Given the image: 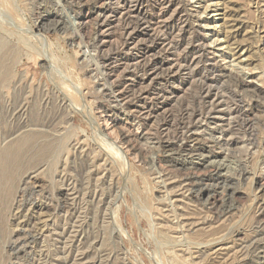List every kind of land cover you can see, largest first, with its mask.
<instances>
[{
  "label": "rangeland",
  "instance_id": "374dc122",
  "mask_svg": "<svg viewBox=\"0 0 264 264\" xmlns=\"http://www.w3.org/2000/svg\"><path fill=\"white\" fill-rule=\"evenodd\" d=\"M76 1L0 0L1 30L25 33L28 45L35 46L26 49L10 36L0 53V147L32 130L55 138L39 159L25 158L13 194L0 202V264H73L81 250L89 251L87 261L99 255L101 264H168V248L182 251L185 264H264V0H189L194 5L190 22L200 19L204 45L197 29L178 40L160 29L157 39L148 40L145 19L133 15L128 22L137 47L123 48L128 38L119 27L110 31L114 35L105 51L97 49L94 17L103 10L118 13L122 4ZM154 12L150 8L148 23ZM85 15L86 33L78 25ZM229 25L238 28L233 32ZM162 40L173 41L169 51L160 49ZM192 47L204 49L206 56L198 58ZM146 48L153 52L147 54ZM211 54L212 64L206 61ZM165 56L182 63L179 76L159 67ZM80 57H86L81 69ZM215 63L228 69L227 75H246L261 93L238 89L232 77L220 78L213 72ZM108 64L119 71L109 73ZM202 90L228 103L236 92L242 106H256L249 115L256 143L237 123L227 138L208 116L192 120V110L205 100ZM111 91L123 94L124 101L116 102ZM142 123L150 132L141 134ZM194 138L206 149L201 156L181 149L193 146ZM160 140L171 146L160 148ZM92 155L97 165L90 162ZM104 168L113 175H104ZM241 169L249 177L238 179ZM213 170L228 182L214 181ZM72 187L73 202L68 198ZM160 219L173 226L169 246L159 239Z\"/></svg>",
  "mask_w": 264,
  "mask_h": 264
},
{
  "label": "bare ground",
  "instance_id": "6f19581e",
  "mask_svg": "<svg viewBox=\"0 0 264 264\" xmlns=\"http://www.w3.org/2000/svg\"><path fill=\"white\" fill-rule=\"evenodd\" d=\"M11 1V0H10ZM78 1V3H79V1L80 0H77ZM76 1V2H77ZM108 1V0H107ZM192 1V0H191ZM98 1H96V3H97ZM99 2H101V1H99ZM103 2V1H102ZM117 2V1H116ZM193 2V1H192ZM192 2H190L189 0H118V3H120V4H122V5H120L121 6V8L119 9V11H118V13H114V12H112L111 10H103V11H100L99 12V15H96L95 17H94V20H95V25H96V44H97V49H98V51L99 50H104L105 51V49H106V46H107V42H108V40H110V38H112L113 39V33H111L110 31L113 29V32H115L114 31V29L116 30L117 28L119 29V27H121L122 28V34L121 35H123V36H125V37H127L128 39L127 40H125L124 41V43H122L123 44V48H126V49H128L129 47H131V46H133L134 48L135 47H137V45H138V41L136 40L137 38H138V36H137V34H134L135 32H134V29L132 28V27H130V23L128 22V19H130L133 15H136V16H142V18L141 19H145L144 20V24H146L147 26V28H148V30H144V31H146V32H149V33H151V35H149L148 36V40L149 39H154V38H158L159 37V31H161L160 29H165V30H170L171 32V36H172V40L173 39H177L178 37H181L180 35H191L194 31H195V29H199V24H200V19L198 18L197 20H195L194 22H190V19L192 18V16H191V18H190V15L188 14V12L190 13L191 11H193V9H191V7H193V6H191V4H192ZM10 3V2H9ZM128 3H130V5L131 6H128ZM198 3V2H197ZM196 3V4H197ZM200 4V3H199ZM12 5V4H11ZM101 5V4H100ZM96 6V5H95ZM119 6V7H120ZM210 6V5H209ZM211 6H212V4H211ZM188 7H190V10L189 9H187ZM214 7H215V5H214ZM106 8V7H105ZM117 8H118V5H117ZM150 8H152V10H154L155 12H154V17L152 18V24L151 23H148L147 21H146V18L149 16V14H150ZM94 9V8H93ZM113 10V9H112ZM114 10H115V8H114ZM113 10V11H114ZM214 10H215V8H214ZM226 10V9H225ZM238 10V9H237ZM86 12V11H85ZM117 12V11H116ZM234 12V11H233ZM90 13V12H89ZM195 13V12H194ZM199 13V12H198ZM96 13H94V12H92L91 14H90V17L91 16H93V15H95ZM196 14V13H195ZM140 16V17H141ZM151 16V15H150ZM150 16H149V18H150ZM89 16L88 15H85V17H80V23L78 24L79 25V29H83V30H85V28H86V25L88 24L87 23V18H88ZM260 17V16H259ZM232 18V17H231ZM239 18V17H238ZM241 18V17H240ZM41 19H43V17L41 18ZM92 19V18H91ZM90 19V20H91ZM136 19V18H135ZM89 20V21H90ZM139 20V19H138ZM142 20V21H143ZM40 21H42V20H40ZM149 21V20H148ZM155 22V23H154ZM90 23H92V22H90ZM133 23V22H132ZM139 23V22H138ZM255 23V22H254ZM135 24V23H134ZM142 24V23H141ZM224 24V23H223ZM228 24V23H227ZM53 26H56V23L55 24H52ZM89 25V24H88ZM155 25V26H154ZM157 25V26H156ZM4 26V25H3ZM52 26V27H53ZM141 26V25H140ZM143 26V25H142ZM155 28H154V27ZM195 26H196V28H195ZM198 26V27H197ZM223 26V25H222ZM145 27V28H146ZM243 27H244V25H243ZM6 27L4 26V27H2V30H1V27H0V30H1V33L2 34H0V53L3 51V49L5 48V46L7 45V40H8V37H14V39H16V42H17V44H19L20 46H22V47H25L26 49H29L31 46L30 45H28V40H27V36H25L24 34L23 35H21V34H19V33H11L10 34V32L7 30V29H5ZM32 28V27H31ZM55 28V27H54ZM88 28V27H87ZM90 28V27H89ZM229 28L231 29V30H233V32H234V29L236 30L237 28H234V26L233 25H229ZM117 29V30H118ZM197 29V31H198V34L199 35H197L198 37V43H200L201 42V44H203V42H204V36L200 33V29L198 30ZM253 29V28H252ZM264 30V29H263ZM3 31V32H2ZM32 31V30H31ZM164 31V30H163ZM78 32V31H77ZM88 32V31H87ZM120 32V33H121ZM230 33H231V31H229ZM32 33V32H31ZM85 33H86V30H85ZM110 33L112 34V36H110ZM117 33L119 34V32L117 31ZM116 33V34H117ZM226 33V32H225ZM80 34V33H79ZM37 35V34H36ZM42 35V34H41ZM40 35V36H41ZM81 35V34H80ZM87 35V34H86ZM89 35V34H88ZM133 35H135L134 37H133ZM187 35V36H188ZM29 36V35H28ZM38 36L39 35H37V38H38ZM94 36V35H93ZM92 36V37H93ZM163 36V35H162ZM226 36H227V38H226V40L228 39V38H230V35L228 34V32L226 33ZM26 37V38H25ZM91 37V38H92ZM7 38V39H6ZM36 38V39H37ZM45 38V37H44ZM188 38V37H187ZM190 38V37H189ZM25 39H26V41H25ZM79 39H82V38H79ZM83 39H85V38H83ZM88 39H89V37H88ZM165 39V38H164ZM171 39H169V40H171ZM182 39V38H181ZM225 39V38H224ZM38 40V39H37ZM39 40H41V39H39ZM178 40V39H177ZM188 40V39H187ZM187 40L185 41V42H187ZM223 40V39H222ZM222 40H221V42H222ZM12 41V40H11ZM115 41H116V38H115ZM115 41H113L114 43H116V45L118 44L119 45V42L117 43V41L115 42ZM111 42H112V40H111ZM172 42L173 41H171V43L170 42H167L166 40H162L161 41V43H160V45H159V47H160V49L161 50H165V51H169L168 49H169V46H170V44H172ZM174 42H176V41H174ZM224 42V41H223ZM220 43V42H219ZM89 44V43H88ZM90 44H91V42H90ZM217 44V43H216ZM223 44V43H222ZM84 45V44H83ZM115 45V46H116ZM178 45V44H177ZM185 45V44H184ZM199 46H200V44H198ZM204 45V44H203ZM203 45H201V47L203 46ZM221 45V44H220ZM226 45V44H225ZM230 45V44H229ZM16 46V45H15ZM15 46H13V48L15 47ZM91 46V45H90ZM173 46H175V45H173ZM197 46V45H196ZM219 46V45H218ZM32 47H35L34 45L32 46ZM86 47V46H85ZM89 47V46H88ZM132 47V48H133ZM172 47V46H171ZM221 47V46H220ZM18 48V47H17ZM24 48V49H25ZM92 48V47H91ZM184 48H185V46H184ZM186 48H188V43L186 44ZM203 48V47H202ZM37 49V48H36ZM35 49V50H36ZM96 49V48H95ZM147 49V48H146ZM153 49V48H152ZM192 50V52H193V54H195V56H196V54H199V57L198 58H202L203 56H206L205 55V50L204 49H199V47L198 48H194V47H192L191 48ZM20 50V49H19ZM31 50H32V48H31ZM107 50V49H106ZM128 50H130V49H128ZM148 51H147V54L148 53H152L153 52V50H150V49H147ZM225 50V49H224ZM37 51V50H36ZM39 51V50H38ZM85 51H86V48H85ZM158 51V50H157ZM8 52V51H7ZM16 52V51H15ZM32 52H33V50H32ZM35 52V51H34ZM18 53V52H17ZM25 53V52H24ZM143 53H146V51L145 52H143ZM27 54V53H26ZM41 55V54H40ZM88 55V54H87ZM146 55V54H145ZM10 56V55H9ZM21 56V55H20ZM25 56V55H24ZM195 56H193L192 58H191V60H189V64H191L192 62H193V58L195 57ZM198 56V55H197ZM97 57V56H96ZM4 58V57H3ZM11 58V57H10ZM81 58V57H80ZM103 58V57H102ZM187 58V57H186ZM204 58V57H203ZM59 59V58H58ZM57 59V60H58ZM82 59V58H81ZM169 59V57H166L165 56V58L163 59V60H161V61H159V67L160 68H162V69H165L164 71H166V73L168 74V75H171V77H172V75H174L175 77L176 76H179L181 73H182V63L181 64H178L177 63V61H174L173 59H171V60H168ZM18 60V59H17ZM47 60V59H46ZM98 60H100V59H98ZM137 59L136 58H134V59H132L131 60V62H135ZM183 60V59H182ZM200 60V59H199ZM214 60V58H213V56H212V54H211V56H210V58H207L206 57V61L207 62H211L210 64H212V61ZM12 61V60H11ZM21 61V60H20ZM19 61V62H20ZM144 61V60H143ZM181 61V60H180ZM196 61V60H195ZM1 62V61H0ZM4 62V61H3ZM86 62V57H84L82 60H81V62L80 63H77V67L79 68V69H81L82 67H83V64H86L85 63ZM100 62V61H99ZM178 62H179V60H178ZM197 62V61H196ZM63 63V62H62ZM4 64V63H3ZM7 64H9V63H7ZM50 64V63H49ZM120 64H122V63H120ZM136 65H139V62H137V63H135ZM194 64H195V62H194ZM106 65V64H105ZM109 65L110 64H108L106 67H107V71H109V73H115L116 71L115 70H117L116 68H114L113 66L112 67H109ZM118 65V64H117ZM127 65L129 66V64L127 63ZM183 65H184V68L186 67L185 66V64L183 63ZM196 65H198V64H196ZM2 66H4V65H2ZM48 66V65H47ZM85 66V65H84ZM120 66V65H119ZM118 66V67H119ZM134 66V65H133ZM190 66V65H189ZM194 66V65H193ZM214 66V65H213ZM224 66H226V65H224ZM43 67V66H42ZM64 67V66H63ZM227 67V66H226ZM3 68V67H2ZM120 68V67H119ZM123 68H124V66H123ZM187 68V67H186ZM189 68H192L191 66L189 67ZM194 68H195V66H194ZM212 68V67H211ZM6 69V68H5ZM12 69H13V67H12ZM188 69V68H187ZM197 69V68H196ZM224 69H225V67H223L222 65H220V64H217V63H215V66L213 67V72L215 73V74H218L217 76H219L220 78H222V77H225V76H227V78L226 79H228V80H230L231 79V77L235 80V83H236V87L238 88V89H241V90H247L248 92H250L249 91V89L250 90H253V91H251V92H255V93H259L260 92V88H259V86H256V84H254V82L252 81V80H250L249 79V77H247L246 75H241L240 73H231V71L228 73L229 75H227V74H225L224 72H228L227 70H225L224 71ZM0 70H1V68H0ZM8 69H6L5 71H7ZM11 70V69H10ZM191 70V69H190ZM189 69H188V71H190ZM194 70V69H193ZM4 71V72H5ZM13 71V70H12ZM107 71H105V72H107ZM117 71H119V70H117ZM187 71V70H186ZM211 71V70H210ZM62 72V71H61ZM102 72V71H101ZM181 72V73H180ZM108 73V74H109ZM180 73V74H179ZM187 73V72H186ZM183 74H185V73H183ZM188 74V73H187ZM190 74H191V72H190ZM246 74V73H245ZM113 75V74H112ZM112 75L110 74L109 76L110 77H112ZM2 75H0V77H1ZM108 76V75H107ZM115 76V75H114ZM113 76V77H114ZM117 76V75H116ZM154 77V76H153ZM170 77V76H169ZM174 77V78H175ZM21 78V77H20ZM109 78V77H108ZM115 78V77H114ZM191 78H192V76H191ZM215 78V77H214ZM5 79V78H4ZM19 79V78H18ZM69 79V78H68ZM225 79V78H224ZM223 79V80H224ZM232 79V80H233ZM20 80V79H19ZM105 80V79H104ZM107 81H108V79H106ZM188 80V79H187ZM191 80V79H190ZM221 80V79H220ZM223 80H221V81H223ZM1 81H3V80H1ZM5 81H6V79H5ZM110 81V80H109ZM218 81H219V79H218ZM220 81V82H221ZM191 82H192V80H191ZM190 82V83H191ZM224 82V81H223ZM223 82H222V84H223ZM231 82H233V81H231ZM106 83V82H105ZM104 83V84H105ZM2 84H3V82H2ZM132 84V83H131ZM73 85V84H72ZM226 85V84H225ZM7 86V85H6ZM25 87V86H24ZM207 87V86H206ZM225 88H226V86H224ZM261 87V86H260ZM74 88V87H73ZM122 88V87H121ZM112 89V88H111ZM205 89V88H204ZM16 90H18V89H16ZM115 90V89H114ZM181 90V89H180ZM2 91V90H1ZM117 91V90H116ZM131 91V90H130ZM22 92V91H21ZM77 92V91H76ZM112 93V95H114L113 96V98L115 99V101L116 102H118L119 104H121V102L122 101H124V95L123 94H121V95H116V94H114V92L113 91H111ZM179 92V91H178ZM183 92V91H182ZM210 92V91H209ZM209 92H208V90H202V95H205L204 96V98H202V100L203 99H205L204 101H202V103H200V106H198V107H200V109L197 111H193L192 110V120H196V121H199L203 116H208V118L211 120V121H213V123H218V125L219 126H221V128H222V131H223V135L225 136V137H227V138H229V134L230 133H232L233 131H234V129H235V127L237 126V127H240V129L241 130H243L244 131V134H245V136L248 138V140L250 141V142H252V144L253 143H256V141H257V138H256V136H255V134H254V126L252 125V123H251V121H250V119L252 118H250L249 117V115H250V112L253 110V109H255V108H257L256 106H252V107H248V108H246V107H244V106H242V104H241V101L239 100V98L238 97H240L239 95H237L236 94V92H232V93H230L231 94V99L230 100H228L229 101V103L227 102V101H225V99L224 100H222L223 98H225L224 96L222 97V99H220V98H218L216 95L215 96H212V97H209ZM229 92V91H228ZM231 92V91H230ZM18 93V92H17ZM116 93V92H115ZM184 93V92H183ZM186 93V92H185ZM200 93V94H201ZM211 93V92H210ZM238 93V92H237ZM261 93V92H260ZM41 94V93H40ZM78 94H80V93H78ZM110 94V95H111ZM239 94V93H238ZM4 95V94H3ZM18 95V94H17ZM59 96V95H58ZM206 96H208V97H206ZM222 96V95H221ZM1 97V96H0ZM5 97V96H4ZM13 97V96H12ZM101 97V96H100ZM175 97V96H174ZM180 97V96H179ZM203 97V96H202ZM220 97V96H219ZM75 98V97H74ZM112 98V99H113ZM163 98V97H162ZM200 98V97H199ZM229 98H230V96H229ZM5 99V98H4ZM3 99V100H4ZM7 99V98H6ZM61 99V98H60ZM171 99V98H170ZM241 99V98H240ZM62 100V99H61ZM78 100V99H77ZM174 100H176V99H174ZM200 100V99H199ZM242 100V99H241ZM15 101V100H14ZM76 101V100H75ZM170 101V100H169ZM230 101H231V103H230ZM4 102V101H3ZM167 102V101H166ZM63 103V102H62ZM34 104V103H33ZM45 105V104H44ZM81 105V104H80ZM66 107V106H65ZM167 107V106H166ZM166 107H165V110H166ZM259 107V106H258ZM65 109V108H64ZM144 110V109H143ZM136 111V110H135ZM138 111V110H137ZM147 111L149 112V110L147 109ZM170 111V110H169ZM172 111V110H171ZM67 112V111H66ZM72 112V111H71ZM70 112V113H71ZM157 112V111H156ZM167 112V111H166ZM69 113V112H68ZM165 113V112H164ZM190 113V112H189ZM135 114V113H134ZM148 114V113H147ZM169 114V113H168ZM206 114V115H205ZM143 115H145V114H143ZM150 115H152V114H150ZM147 116V115H146ZM171 116H172V113H171ZM71 117H72V115H70V119H71ZM248 117H249V119H248ZM144 118H145V116H144ZM25 119V118H24ZM173 119V118H172ZM241 119V120H240ZM174 120V119H173ZM186 120V119H185ZM167 121V120H166ZM172 121V120H171ZM233 121H235L234 123H233ZM239 121H240V123H239ZM194 122V121H193ZM192 122V123H193ZM154 123V122H153ZM235 123H237V124H239V125H236L235 126ZM147 124H148V122H147ZM152 125V124H151ZM179 125V124H178ZM217 125V124H216ZM141 126V125H140ZM173 126V125H172ZM47 128V127H46ZM106 128V127H105ZM123 128V127H122ZM148 128V127H147ZM146 127H145V123L143 124L142 123V127L140 128L139 127V130L140 129H142L141 130V134L143 133V134H145V133H148V130H149V128L147 129ZM153 128V127H152ZM137 129H138V127H137ZM151 129V128H150ZM30 131V130H29ZM110 131V130H109ZM149 132H150V130H149ZM152 132H153V130H152ZM125 133H126V131H125ZM161 133V132H160ZM234 133V132H233ZM239 133V132H238ZM150 134V133H149ZM55 135V137H56V134H54ZM107 135H109V134H107ZM111 136V135H110ZM65 137V136H64ZM258 137V136H257ZM58 138H60V137H58ZM53 139H55V138H51L50 136H48L47 135V132L46 131H34V130H32L31 132H24V133H22V134H20V135H18V137L15 139V141H14V143L13 142H11L12 144H9V145H7L5 148H2V147H0L1 149H0V202H2V200L3 199H6V198H8L9 196H11L12 194H13V192H14V189H15V185H16V182L18 181L17 180V174L20 172V170H22V166H23V162L25 161V158L27 157V156H29L30 158H38V157H40V155L42 156V153L44 152V153H46V151H44V149L46 148V146H47V148L49 149V147H51L52 145H54V144H52L51 145V142H52V140ZM175 139L176 140H180L181 139V137H175ZM191 141H193V146H191V147H185L184 145H181V149H182V151H183V153L185 152V153H187V154H192V153H194V155H199V156H201V155H203V153H205V148L201 145H199V140H197V139H193V140H191ZM54 142V141H53ZM52 142V143H53ZM58 142V141H57ZM60 142L62 143V140H60ZM59 142V143H60ZM2 143V142H1ZM9 143V142H8ZM7 143V144H8ZM60 143V144H61ZM160 144H161V146H160V148H168V147H170L171 145H170V143H169V141H165V140H160ZM6 145V144H5ZM66 145V144H65ZM176 145V144H175ZM188 145V144H187ZM56 146V145H55ZM60 145H58V147H59ZM60 147H62V145L60 146ZM59 149V148H58ZM62 149V148H61ZM55 150H57V149H55ZM64 150V149H63ZM48 151V150H47ZM179 151V150H178ZM57 152V151H56ZM95 153V152H94ZM174 153V152H173ZM49 154V153H48ZM44 155V154H43ZM181 155H183V154H181ZM190 155H188V156H190ZM180 156V155H179ZM44 157V156H43ZM97 157V156H96ZM98 157H99V155H98ZM109 158V157H108ZM39 159V158H38ZM97 158H94V155H92V157H91V163H92V165H94V161L96 162V165H97ZM153 160H154V158H153ZM106 162V161H105ZM111 163V162H110ZM106 164V163H105ZM45 165V164H44ZM100 165V164H99ZM98 165V166H99ZM108 165V164H107ZM172 165V164H171ZM106 166V165H105ZM107 167V166H106ZM109 167V166H108ZM95 168V167H94ZM184 169L185 167H181L180 169ZM188 168V167H187ZM98 169V168H97ZM104 171H105V168L103 169ZM110 170V171H109ZM185 170V169H184ZM217 170V169H216ZM103 171V172H104ZM109 171V172H108ZM112 170H111V168L110 169H108L107 168V170L105 171V174L104 175H109V177L110 176H112L113 174H112V172H111ZM187 171V170H186ZM195 171H198V168L196 169L195 168ZM96 172V171H95ZM94 172V173H95ZM111 172V173H110ZM194 172V171H193ZM210 172V171H209ZM212 172V171H211ZM92 173V172H91ZM92 174L93 176H91V177H94V176H97L98 174ZM110 173V174H109ZM207 173V172H206ZM213 175H211V177H212V179L215 181L216 180V182L217 181H221L222 182V184H225V183H227L228 182V178H221V177H219L218 176V172L217 171H214L213 170ZM88 174H90V173H88ZM198 174V173H197ZM19 175V174H18ZM186 175V174H185ZM86 176V175H85ZM188 176V175H187ZM196 176V175H195ZM103 177H105V176H103ZM107 177V176H106ZM237 177H238V179H242V178H245L246 179V177H249V175L247 174V172H245L243 169H241V170H239L238 171V174H237ZM89 178V177H88ZM99 178V180H100V177H98L97 176V179ZM93 179V178H92ZM91 178H90V180H92ZM97 179H96V181H97ZM28 180V179H27ZM200 180V179H199ZM231 180V179H230ZM26 181V180H25ZM24 183V182H23ZM91 184V183H90ZM206 185V184H205ZM216 186V185H215ZM231 186V185H230ZM262 188L264 187V185H263V183H262V186H261ZM22 188V187H21ZM66 188V187H65ZM86 188V187H85ZM69 191H70V189H68ZM74 190L75 189H73V187H72V192L70 193V194H68V198H69V200L70 201H74V199H75V196H74ZM208 190V189H207ZM199 191V190H198ZM61 192V191H60ZM82 192V191H81ZM83 193V192H82ZM81 193V194H82ZM207 193H208V191H207ZM92 194V193H91ZM90 194V195H91ZM95 195H97L96 193H94ZM94 196V195H93ZM93 196H92V198H93ZM196 196V195H195ZM211 196V193L209 192L208 194H207V199L209 198ZM99 197V196H98ZM201 197H202V193H199L198 194V200L199 199H201ZM262 200V199H261ZM228 202V201H227ZM101 203H103V202H101ZM28 206V205H27ZM46 209V208H45ZM183 209H185V208H183ZM41 212V211H40ZM148 212H150V211H148ZM50 213V212H49ZM39 215V214H38ZM96 216V215H95ZM163 219V218H162ZM162 219H160V221L164 224H161V223H158V225L161 227V233L159 232V239H160V241H163V243L165 242V240L167 241V243L165 242L164 244H166V245H170V241L172 240V237H171V234L173 233L172 232V229H173V226H171L170 225V223H169V221H162ZM165 220V219H164ZM79 221V220H78ZM80 221H82V220H80ZM83 221H84V219H83ZM200 222V221H199ZM78 224H79V222H78ZM81 224V223H80ZM81 226V225H80ZM157 226V225H156ZM200 227V226H199ZM198 228V227H197ZM195 231V230H194ZM158 232V231H157ZM221 233V232H220ZM198 237V236H197ZM32 238V237H31ZM30 238V239H31ZM213 238V237H212ZM108 239V238H107ZM33 240V239H32ZM92 240V239H91ZM199 240V239H198ZM86 241V240H85ZM89 240H88V238H87V241L86 242H88ZM95 241V240H94ZM173 241V240H172ZM20 242V241H19ZM169 242V243H168ZM21 243H22V241H21ZM24 243V242H23ZM26 243V242H25ZM91 243V242H90ZM211 242H209L208 244H210ZM215 243V242H214ZM217 243V242H216ZM207 243H205L204 245H206ZM18 245H20V244H18ZM24 245V244H23ZM23 245L22 246H20V247H23ZM26 245V244H25ZM29 245V244H28ZM87 246H88V244H86ZM177 245V244H176ZM27 246V245H26ZM83 246V245H82ZM85 246V245H84ZM83 246V247H84ZM89 246H93L94 247V245H92V243L89 245ZM173 246V245H172ZM202 246V245H201ZM25 247V246H24ZM92 247V248H93ZM102 247H103V245H102ZM203 247V246H202ZM17 248V247H16ZM90 248V247H89ZM94 248H96V247H94ZM93 248V249H94ZM110 248V247H109ZM10 249V248H9ZM15 249V248H14ZM21 250V249H20ZM42 250V249H41ZM84 250H86V249H84ZM105 250V249H104ZM184 250H186V249H184ZM15 251V250H14ZM18 251V250H17ZM22 251H23V249H22ZM82 252H78V256H76L74 259H73V264H101V261L98 259V256H97V254L95 253V255L93 256V258L90 260V261H87L86 260V258L88 257V252H84L83 250H81ZM209 251H211V250H209ZM16 252V251H15ZM18 252H20V251H18ZM17 252V253H18ZM185 252V251H184ZM207 252V251H206ZM216 252V251H215ZM99 253V252H98ZM166 253H167V260H168V262H170V263H168V264H185L184 263V260H183V256H180L181 254H182V251H181V254L179 255L178 254V251L176 252V251H174V248H168L167 249V251H166ZM219 252H216L215 253V257H214V259H216L217 257H218V255H220V254H218ZM186 254V253H185ZM183 255V254H182ZM100 258V257H99ZM85 260H86V262H85ZM102 260V259H101ZM109 262H110V260H109ZM104 264V263H103Z\"/></svg>",
  "mask_w": 264,
  "mask_h": 264
}]
</instances>
